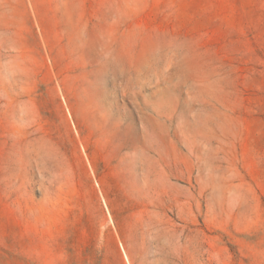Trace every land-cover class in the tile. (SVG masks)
I'll return each instance as SVG.
<instances>
[{
  "label": "rangeland",
  "instance_id": "1",
  "mask_svg": "<svg viewBox=\"0 0 264 264\" xmlns=\"http://www.w3.org/2000/svg\"><path fill=\"white\" fill-rule=\"evenodd\" d=\"M0 264H264V0H0Z\"/></svg>",
  "mask_w": 264,
  "mask_h": 264
},
{
  "label": "bare ground",
  "instance_id": "2",
  "mask_svg": "<svg viewBox=\"0 0 264 264\" xmlns=\"http://www.w3.org/2000/svg\"><path fill=\"white\" fill-rule=\"evenodd\" d=\"M148 52V51H147ZM154 54L151 53L149 56L147 57H144V58H141V60L138 62L137 64V67L138 68H143L146 64L150 63L152 61V58H153ZM217 113V112H216ZM137 115H138V119L141 123H143L144 125H147L149 127H151V129L154 131V132H157V127H158V124H157V121L156 119L152 118L151 116L145 114L141 109H138V112H137ZM223 117V116H222ZM227 118V117H226ZM221 122V120H220ZM219 124H222L219 123ZM226 126V125H225ZM216 131V130H215ZM222 131V130H221ZM223 132V131H222ZM215 133V132H214ZM218 134V133H217Z\"/></svg>",
  "mask_w": 264,
  "mask_h": 264
}]
</instances>
